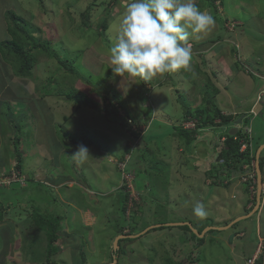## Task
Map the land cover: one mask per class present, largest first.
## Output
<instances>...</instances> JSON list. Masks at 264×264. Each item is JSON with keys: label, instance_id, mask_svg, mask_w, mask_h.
I'll return each instance as SVG.
<instances>
[{"label": "rangeland", "instance_id": "374dc122", "mask_svg": "<svg viewBox=\"0 0 264 264\" xmlns=\"http://www.w3.org/2000/svg\"><path fill=\"white\" fill-rule=\"evenodd\" d=\"M195 2L199 8L207 10L213 16L209 0ZM127 3L128 0H0V40L5 37L4 15L6 11H13L26 21L35 37L42 42L49 41L53 51L73 63L79 76L66 73L56 60L49 59L45 53L40 52L32 78L20 80L13 77L11 67L0 57V74L6 72L9 77L4 82L0 81V160L7 165L6 169L0 168V179L10 175L12 171H18L27 179L24 186L19 182L0 186V221L2 220L0 264L45 263L47 242L44 233L35 227L38 222L35 218L38 216L44 219L60 216L64 220L59 234L62 242L63 240L67 242L63 243L62 249L61 244H58L57 248L60 250L53 256V260L59 264H114L111 257L112 251H116L115 239L130 234L138 236L118 240L115 264H243L244 256L251 254L256 247L258 241L256 230L258 220L264 223V206L260 218L257 216L258 213H254L226 230L206 231L202 237L203 243L198 247L194 246L197 242L192 235H196L192 228L200 231L196 236L201 238L199 235L206 228H222L251 211H242V206L237 207L235 202L244 199L246 194L242 188L229 192L233 184H228V178L222 172L218 174L222 169L220 161L222 146L212 144L207 147L202 138L206 137L213 143L223 128L204 130L199 134L200 140L194 149L197 156L193 157L191 148L184 145V139L169 136V132H172L169 127L171 124L153 121V116L161 111L159 105L152 102L156 94L154 86L162 82L164 80L162 78L167 77L177 87L179 78L176 79L174 75L167 73L157 75L148 80L153 88L151 92L139 78L132 79L134 87L132 90L126 88L125 94L117 89L115 84L123 78L115 76L111 70L109 49L115 43L118 20ZM213 3L217 7L216 10L218 9V19L224 20L223 26L215 20L211 30L203 34H192L189 41L197 43L192 44L193 46L201 44L200 47L207 48L212 42L218 41V44L234 50L245 65L241 67L242 71L247 70L253 80L259 82L260 73L264 74V0H214ZM84 13L88 14L87 19L83 16ZM103 19H107L104 38L98 35L100 29L97 27ZM84 21L88 27L84 26ZM206 56L208 54L203 57ZM203 61L202 65H192V72L186 76L187 80H191L192 88L189 91L193 96L203 93L199 89L203 82L201 78H204L210 87L212 84L208 78L211 80L212 76L227 84V73L222 72L217 63L214 61L207 63L208 59ZM48 79L51 80V85L46 86ZM136 83H139L138 86ZM119 84L124 86L122 81ZM70 90L76 93L77 101L89 98L94 100L93 103L101 102L100 99L104 103L107 98L114 104L119 103L135 123L143 122L144 126L136 128L138 139L121 128L116 123L118 122L116 118L110 122L114 129L122 131V136L118 133L115 142L98 137L102 145L108 146L106 150H111L116 155L121 154L125 146L131 151L130 159L126 155L129 160L125 163V169L130 172L132 167L138 166L136 183L135 179L132 184L130 183L134 174L123 172L125 169L122 170L119 166H116L117 172L114 177L119 180L120 186L109 196L86 194L76 185L68 190L66 184L55 187L45 183L44 177L52 183L64 181L66 176L75 181L83 180V175L69 161L71 156L65 147V144L70 142L68 139L65 143L68 132L69 138H91L81 128L82 117H77L71 125L53 124L47 130L39 126L33 113H31L33 120L31 119L29 125L19 122L20 114H24L23 110L13 114L14 128L5 119L14 109L30 110L29 106L26 108L27 103H20L17 98L26 95L28 99L33 98L34 102V99L41 100L44 94H55L53 91L68 93ZM177 94L182 104L192 103V96L189 97L183 90L179 89ZM92 95H95L96 99L92 98ZM43 101L50 103L51 99L46 98ZM213 101L216 107H220V102L216 98L213 97ZM68 102L71 104L70 100ZM162 106L165 107L163 117L167 120L175 124L182 118L181 106L178 108L172 106L167 98L162 102ZM86 109L87 107H82V110ZM260 109L261 104L254 107L256 112ZM33 112L38 117L34 108ZM119 113L124 115L121 110ZM145 117L152 119L147 122ZM232 124L233 121L227 128L230 129ZM246 127L251 130L249 138L254 147L257 148L264 143V119L261 116L252 118V115H247L242 120V133ZM12 129L13 135L19 140H24V143L28 144V140H32L34 146L29 144L27 147L37 148V145L41 144L44 156L53 155L38 163V175L27 172L28 178L22 169H15ZM96 137L97 134L94 140H97ZM38 138H44L45 142L41 140L42 143H38ZM177 147L184 148V154L179 159L177 155L180 154H176L174 150ZM21 157L26 161L22 162L26 164L31 159L36 160L27 153ZM205 171L212 174L206 178ZM229 177L236 175L232 174ZM239 182L238 187H241L243 181ZM209 183L218 186L214 188L213 193L212 187L207 188ZM220 185L224 187L219 188ZM129 187L130 192L127 191ZM121 190L124 193L128 192L124 216L120 210V199L123 195ZM136 191H139L140 195ZM253 193L251 190L250 194ZM237 195L238 198L235 199ZM62 197L72 198L80 207L87 208L89 213L83 216L80 210L65 207L60 202ZM196 202L204 205L207 212L205 217H196L193 214ZM227 216L225 221L222 220ZM159 223L168 224L167 226L171 224V227L146 230ZM177 223L190 225L192 232L186 230L184 226L173 225ZM66 228L68 232L63 236ZM241 230L242 237H235V232Z\"/></svg>", "mask_w": 264, "mask_h": 264}, {"label": "crops", "instance_id": "0c3cea01", "mask_svg": "<svg viewBox=\"0 0 264 264\" xmlns=\"http://www.w3.org/2000/svg\"><path fill=\"white\" fill-rule=\"evenodd\" d=\"M4 32H5L4 33L5 37L2 38V40L7 39L9 37L7 35L6 26H5ZM2 40H0V41H2ZM189 42L191 44V47H193L192 51H193V49H195V51L193 52V59L191 61L190 67L188 69H182L178 72L167 73L168 75L169 74L174 75V77L176 79H178V78L180 79V81L178 80L179 81L178 86H180V88H177L178 86L176 87L173 84V81H171V79H170V81H171V83H170V81L167 79V77H165L166 79L162 78L164 80L162 82H160L159 84L154 86V88L156 90V92H155L156 94H154V98H153L152 102H154L155 104L157 103L159 105V110H161V111L156 116H153L154 117L153 121H156L158 123H164V124L169 123V124H171V125H169V127L172 130V132H169V136L172 135L175 138L184 139V145L189 146V148H191V150H192V154H194L191 156L196 157L197 154L194 153V149H196V144L200 140L199 134H201L203 132L199 133L196 137L194 136L195 138L193 137V139L190 143H187L185 138L177 137L176 134L174 133L173 129H174V127L180 125L183 122V116L180 120L176 121L175 124L173 122H171L170 120H167L166 117H163V114L165 112V107L162 106V102L165 101L167 98V99H169L172 106H174L176 108L181 106L182 111H184V108H185V109L190 110L191 112H194L196 109L205 107L203 105V102H202V99L205 95V92L208 91V92L212 93L215 90L214 98H216V100L218 102H220V107H217V108L219 109V111L222 114L234 115V116H236L238 114L250 115L249 111L254 109V107H256V103H257L256 97L258 95L257 93L264 90V84H263L264 83V74L261 75V73H260V75H259L260 81L255 82V80H253L252 76L250 75V72H247V70L242 71L241 67L245 66L242 63V58L239 55H237V53L234 50H229L228 47L221 45V44H218L217 43L218 41L212 42V44L208 48L204 47V46L200 47L201 44H198L197 46H193L192 44H194L195 42H193V41H189ZM195 44H197V43H195ZM206 54H208V56H206L204 58L203 56H205ZM207 59H208L207 63H211L212 61H214V63L218 64V67L222 72L227 73V75H226L228 77L227 84L221 83L222 81H220L216 77L212 76L211 80L208 78V81H210V84H212V87H210L208 85L207 81L204 78H201L200 80H202L203 82L201 83L199 89L203 93L201 94V92H200L199 94H196L193 96L192 93L189 91V89L192 88L190 86L191 80H187L186 76L192 72V70H191L192 65H196V64L202 65L204 63L203 60H207ZM209 59H211V60H209ZM237 64H239V67H237ZM259 70H261V69H259ZM0 75H1L0 81H2V82H4V80L9 79L8 74H6V72L1 73ZM120 81H122V83H124V86H120V84H119ZM120 81L118 83H116L115 85H116L117 89H119L123 94H125L126 88L132 90V88L134 87V86H132V82L134 83V81L132 79H128L127 82L124 81L123 79H121ZM141 81H143L146 84V86L150 90V92L153 91L152 90L153 88H152L151 84L148 83V81H144V80H141ZM138 84L139 83H136V86H138ZM179 89L183 90L185 93H187V95H189V97H190V95L192 96L191 97L192 103L187 104L186 102H184L182 104V101L180 102V96L177 94ZM12 96H14V95H12ZM96 96H100V95H96ZM125 97H127V95H125ZM46 98L51 99L50 103H48L47 101H43ZM92 98L96 99L95 95H92ZM17 99H19V101L18 100L17 101L20 103H22V102H25V104L27 103L28 105L26 104V108L28 109V106H29L30 110L25 111L26 109H24V108H19L18 110L14 109L13 112H9L7 118L5 119L8 123H9L8 119H10L11 117L13 118V114L16 111H21V110L24 111V114H22V115L20 114L19 122H24V123H27V125H29V123L31 122V119L33 120V117L31 114V113H33L34 117L37 119V121L39 123V126L43 130H47L53 124H58L59 126L60 125L62 126L63 124L70 123V125H71V123L75 119H77V117L78 118L82 117L81 118V120H82V122H81L82 127L81 128L83 130H85V133H87L91 137L90 139L89 138H87V139L69 138L70 132H68L67 137H65V143H66V140L70 139V142H67L65 144V147L68 149V153H70V156H71L69 161L72 163V166L74 168H76V170L83 175V180L82 181H75L72 178H70V176H66L64 181L52 183L50 180H48L46 177H44L45 183L54 185L55 187L56 186L61 187V185L66 184L68 190L72 189L76 185V186H78L79 189H82L86 194H92V195L94 194V195H99V196H103V197L107 196V195L108 196L112 195L113 194L112 191H116L117 189H119L120 182H119V180H116V178L114 177V175H116V172H117L116 161H118L122 158L123 154L127 151V148L125 146V148L123 149V152H120L121 154L116 155L115 152L113 153L111 150H106V148L108 146H106L105 144L102 145L100 140H98V137H99V138L107 139L108 141L115 142L116 140H114V139L118 136V133L122 136V131H117L116 129H114V127H112V125H111L112 123L110 122L111 119L106 117L103 114V112H100L98 110V108H93L90 106H83L85 108L87 107V109L82 110V107L78 106L73 101H71V104H69L68 96L65 94H52V93L44 94L41 96V100L34 99L35 100L34 102L32 101L33 98L28 99L26 97V95H24L23 98H17ZM20 100H22V101H20ZM90 101L93 102L94 100H90ZM100 101L101 102L97 101L94 103L99 105V107L101 106V108H102L103 107L102 99H100ZM250 101H252L251 102L252 104H250ZM73 103H75V105ZM33 108L37 111L38 117L34 114ZM258 113H259V116H261V118L264 119V112L261 109H260V111H258ZM256 117L257 116H255V117L252 116V118H256ZM145 118L148 119L147 117H145ZM156 118L159 120H156ZM151 119L152 118H149L148 122H150ZM13 120H15V119L13 118ZM235 120L236 119L231 120L230 122L227 121L224 124H218L217 126H213V127L212 126L211 127H205L202 131H204V130L212 131L213 128L216 130L219 127L224 129L223 131H221V133H218V136L216 135L213 143H211V141L208 138L202 137L204 139L205 146L210 147L212 144L214 146H218L217 144L222 145L223 141H224V140L222 141V138L225 137L224 134L226 132H228V129H229V128H227V125L229 123H231L232 121H235ZM216 122H218V120H216ZM119 126H120V124H119ZM120 127L123 128L122 126H120ZM232 127H233V124H232L231 128ZM249 131L251 132V130H249ZM96 134H97V137H96L97 140H94V137ZM11 135H12V139L14 140L16 135H13V129H12ZM43 139L44 138H42V139L38 138L37 142L42 143L41 140L43 141ZM31 141L32 140H28L29 143L26 144V143H24V140H19L18 150L20 151L21 156L24 157L27 153L30 156L36 158V160H34V159L29 160V162H27L28 164L24 163L26 161L23 158L22 161H24V162L21 163L20 170L22 169V171L26 175H27V172H32L33 175L36 176V175H38V168H37L38 163L41 162L46 157L49 159L53 155L44 156V153H42L43 145H41V144L37 145V148L27 147V146H29V144L33 145V143H31ZM44 142H45V140L43 141V143ZM80 145H84L88 148L89 157H87L85 159L73 158L74 153L76 152L78 146H80ZM251 147L255 151L256 147H254L252 145V141H251ZM62 148H64V147H62ZM14 149H15V144L13 142V155L15 154ZM174 150H176L175 151L176 154H180V155H177L178 159L180 157H182V155L184 154V148L181 149L180 147H177ZM60 151H62V150H60ZM262 154H263V152H262ZM198 159H199V157H198ZM14 161H15V158H14ZM6 166L3 163V160H0V168L6 169ZM208 172L209 171H205V174H204L205 177L207 176ZM112 175H113V177H112ZM27 177H28V175H27ZM239 180H241V179L238 175H236V177L230 178L228 184H233V186H232V188H230L229 192H235L238 189L242 188L243 193L246 194L247 196L244 195V199L240 200L241 202L238 200L237 201L234 200V201L237 203V207L240 208L242 206V211L244 210V211L248 212V211H251V209L253 208V198L254 197L251 196L249 190H245L243 183L241 184V187H238V183H240ZM90 182H91V184H90ZM209 186H210V188L212 187V189H211V190H213L212 193L215 191L214 188L218 187L215 184H211V183H209L207 185L208 189H210ZM220 187L223 188L224 186L220 185L219 188ZM138 193H139V191H138ZM219 193H221V192H219ZM237 198H238V195L235 197V199H237ZM60 202H61V204L65 205V207L75 208V210H80L82 212L83 216H85V214L87 212L89 213V210L87 208L80 207L78 204L75 203L74 200H72V198L64 199V197H62V200ZM263 206H264V168L262 171L261 203H260V207L257 211V213H258L257 216L259 218L261 217V210H262ZM243 213H245V212H243ZM231 215L233 216L234 214H231ZM227 218H228V216L223 218L222 220L225 221ZM67 232H68V228H66V232H63V236H64V234H67ZM242 233H243V230L236 231L235 237H242ZM256 234H257L256 239L257 238H264V223H262L261 220H258V226H257ZM254 249H253L252 253L254 252ZM251 254H246V256H244V257L245 258L249 257Z\"/></svg>", "mask_w": 264, "mask_h": 264}, {"label": "trees", "instance_id": "16d2710c", "mask_svg": "<svg viewBox=\"0 0 264 264\" xmlns=\"http://www.w3.org/2000/svg\"><path fill=\"white\" fill-rule=\"evenodd\" d=\"M212 7L211 12H213V18L214 20H218V23L223 26L224 20L218 19V9L216 10V6H214V0H209ZM83 16L85 19L88 18V14L84 13ZM5 23H6V31L7 35L9 36L7 39H4L0 41V56L4 60L6 64H8L11 67L12 75L15 78L19 79H31L33 76V70L35 66L38 64V54L45 53L46 56L49 59L56 60V62L60 65V67L66 72L69 73L75 77H79L73 63L68 62L64 57H60L55 51H53L50 48V42H42L37 37H35L30 29L28 28V25L26 24V21L17 15L13 11H6L4 15ZM84 26L88 27L86 24V21H84ZM99 27V36L105 37L104 34L107 31V19L102 20L100 24H98ZM235 48L238 49V47ZM51 85V80L48 79L46 86ZM55 94H65L68 96V99L70 101L75 102L78 106H90L93 108H98L100 112H103V114L108 117L109 119L116 118L117 123L120 124L129 134L135 138H139V134L137 131L132 130V127L130 123L127 122V119H131V117L126 114V112L120 107V104H112L107 103V98L104 100V106L101 108L96 103H93L88 98H83L82 101H77L76 99V93H74L73 90H70L68 93L62 92V91H53ZM215 90L211 92H205V95L202 99L203 105L205 107L196 109L194 112H191L188 109L184 108L183 111V121L190 120H196V126L199 129L205 128V127H213L217 126L218 124H224L227 121H231L239 118L241 115L238 114L236 116L234 115H224L222 114L219 109L215 106L213 97H214ZM123 111L124 115H121L119 111ZM9 120V124L13 126L14 128V120L11 117ZM147 121L149 120L146 119ZM145 120V121H146ZM218 120V122H216ZM197 130V129H195ZM174 133L179 138H185L187 143H190L194 137V134H197L196 131H192L190 129H186L181 125H178L174 127L173 129ZM225 141L223 143V146L221 147V162H222V169L218 171V174L220 175V172L222 174L226 175L228 178L232 174L238 175L241 178H244V187L245 190H249L250 186L254 188L256 185L254 184V177H250L252 173V167L251 164L254 161L255 153L253 148L250 146L251 144V138H247V136L242 133V130L239 129V131L234 136H229L228 132L224 134ZM88 142V141H87ZM14 144H15V169L20 170L21 168V162L22 157L21 153L18 150L19 145V139L17 136L14 138ZM244 144L246 147L243 151L240 150L241 145ZM131 152V151H128ZM137 167V168H136ZM132 167L130 173L134 174V179L136 180L135 183L138 181V174L139 171H137L138 166ZM264 167V164L262 162V158L259 160V169L262 171ZM145 171H147L145 169ZM127 172V171H126ZM212 174L210 171L207 173V176H210ZM214 184V183H213ZM122 191V190H121ZM123 195L120 199L121 207L120 210L122 214L125 212L126 203L128 200V192L124 193L122 191ZM254 203V199H253ZM124 216V214H123ZM38 220V222L35 224L36 229L39 232H43L46 238V252H45V259L44 264H59L56 261L53 260V256L57 253V250H60L57 248L58 244H61V249L63 246V243L66 241L61 240L60 234L63 226V220L60 216L51 217L49 219L41 218V216H38L35 218ZM175 226H184V228L188 231H191L190 228L186 225H175ZM171 227L166 226L164 223H159L158 228H166ZM232 227V226H231ZM157 228V229H158ZM36 231V230H35ZM34 231V232H35ZM122 232V231H119ZM192 232V231H191ZM209 232H213L210 230ZM36 233H38L36 231ZM120 234V233H118ZM197 234H200V231H197ZM197 245H194L195 247L200 246L203 243V238H198L195 234H192ZM204 237V236H203ZM136 238L130 237L126 239H133ZM118 247V245H117ZM116 251H112V257L116 258L115 254L118 250V248L115 249ZM116 261V259H115ZM192 263V262H191ZM194 263V262H193ZM179 264V263H177Z\"/></svg>", "mask_w": 264, "mask_h": 264}, {"label": "clouds", "instance_id": "9594fccd", "mask_svg": "<svg viewBox=\"0 0 264 264\" xmlns=\"http://www.w3.org/2000/svg\"><path fill=\"white\" fill-rule=\"evenodd\" d=\"M214 25L213 16L207 10L199 8L195 0H128L118 20L115 43L109 49L111 70L115 76L127 82L128 79L136 78L148 81L160 74L188 69L193 59L190 35L203 34ZM107 103L114 104L109 99ZM261 110L264 112L262 106ZM131 120L133 121L132 118ZM185 122L187 121L181 124ZM249 130L248 127L244 130L247 138L251 133ZM128 151L130 150L123 154V159L116 161V166L119 163L125 164L130 159L131 152ZM87 157L88 148L84 145L78 146L73 158ZM123 172L130 173L126 169ZM133 181L134 177L130 183ZM193 214L196 217H205L207 212L204 205L196 202ZM128 236L134 237L131 234Z\"/></svg>", "mask_w": 264, "mask_h": 264}, {"label": "bare ground", "instance_id": "6f19581e", "mask_svg": "<svg viewBox=\"0 0 264 264\" xmlns=\"http://www.w3.org/2000/svg\"><path fill=\"white\" fill-rule=\"evenodd\" d=\"M190 120V119H189ZM191 122H193V127H191L190 128V130H192V131H196L197 132V134H194V136L196 137L199 133H201V132H203L202 130L204 129V128H202V129H199V128H197V126H196V120H191ZM181 125H183V124H181ZM189 127V126H188ZM195 129H197V130H195ZM231 130V129H230ZM228 133H229V131H228ZM236 134V133H235ZM234 134V135H235ZM229 135V134H228ZM234 135H229V136H234ZM225 141V137L224 138H222V141ZM224 141H223V143H224ZM218 146H223V144L221 145H219V144H217ZM264 145V143L262 144V145H260L259 147H261V146H263ZM250 146H251V144H250ZM245 145L244 144H242L241 145V148H240V150L241 151H243L244 149H245ZM259 147H257L256 149H255V151H254V153H255V156H256V151L259 149ZM263 150H264V147L261 149V152H260V154H259V156H258V158H254V161L252 162V164H251V167H252V173H251V175H250V177H254V179H255V181H254V184L256 185L254 188H252L251 186H250V188H249V192L251 191V190H253V195H252V197H254L253 199H254V202L255 203H253V208L251 209V213H257V211H258V209H259V207H260V198H259V206H258V208L253 212V210H254V208H255V204H256V192H257V180H256V161H258V165H259V160H260V158H262V162H263V164H264V153L262 154V152H263ZM220 161H221V159H220ZM264 168V167H263ZM261 171V170H260ZM263 171V170H262ZM262 171H261V175H262ZM240 179L244 182V178H241L240 177ZM228 181L230 180V177H228V179H227ZM261 180H262V177H261ZM260 197H261V193H260ZM247 215V214H246ZM243 216H245V215H243ZM243 216H240V217H238V218H236V219H234L233 221H231L230 223H229V225H227V226H224V227H222V228H212L211 227V229H209V230H213V229H218V231L219 230H226V229H228V228H230L231 226H233L236 222H238V221H240V220H244V219H246V218H242ZM174 226L175 225H177V224H173ZM158 226L159 225H154V227H150V228H148V229H146V230H150V229H154L155 227L156 228H158ZM189 228H191V226L190 225H187ZM208 228H210V227H208ZM145 230V231H146ZM192 230H193V232L194 233H196V235H198L197 234V231H196V229H193L192 228ZM207 228L201 233V235H199V236H201V238L204 236V233L206 232V231H209ZM139 235L141 234V233H138ZM121 236H123L124 238H130V236H125V235H121ZM134 236H138V235H134ZM120 239V238H119ZM263 239L264 238H258V241H257V244H256V247H255V249H254V252L249 256V257H246L245 259H244V261H243V264H264V241H263ZM117 242H118V240H117ZM116 249V248H115ZM113 260H115V257H113Z\"/></svg>", "mask_w": 264, "mask_h": 264}, {"label": "built area", "instance_id": "2783aa9c", "mask_svg": "<svg viewBox=\"0 0 264 264\" xmlns=\"http://www.w3.org/2000/svg\"><path fill=\"white\" fill-rule=\"evenodd\" d=\"M256 102L257 104H261L263 110H264V90H262L260 93H258L257 97H256ZM250 114H252L253 116H256L257 113L254 110L250 111ZM127 122L130 123L132 130L136 131V128L144 126L143 122H133L131 119H127ZM184 128L186 129H190L191 127H193V122L191 121H187L182 125ZM190 126V127H188ZM249 132V131H247ZM127 159V158H126ZM118 166L123 170L125 167L124 163H119ZM26 178L25 176L21 175L18 171H12V173L10 175H6V177H3V179H0V186H2L3 184H11L13 182H19L20 185L25 184ZM131 187H129L130 189ZM264 241V239H263Z\"/></svg>", "mask_w": 264, "mask_h": 264}, {"label": "water", "instance_id": "95a60500", "mask_svg": "<svg viewBox=\"0 0 264 264\" xmlns=\"http://www.w3.org/2000/svg\"><path fill=\"white\" fill-rule=\"evenodd\" d=\"M245 117H246V115H245V114H242L238 119H236V120L233 122V127L231 128V130H229V133H228L229 135H234L235 133L238 132L239 127H240L241 124H242V120H243ZM263 147H264V145L261 146V147H259V149L256 151V156H255V158H258V156H259V154H260V152H261V149H262ZM261 177H262V175H261V171H260V169H259L258 161H256L257 192H256V204H255V208H254L253 212H254V211L258 208V206H259V198H260L261 187H262V180H261ZM252 214H253V213L250 212L249 214L243 216L242 218H247V217H249V216L252 215ZM169 225H171V224H169ZM177 225H181V223H177ZM207 229L209 230V229H211V227H210V228H207ZM119 238L122 239V238H124V237H123V236H119L118 238L115 239V241H114V249L117 248V240H119ZM113 263L115 264V260H113Z\"/></svg>", "mask_w": 264, "mask_h": 264}]
</instances>
